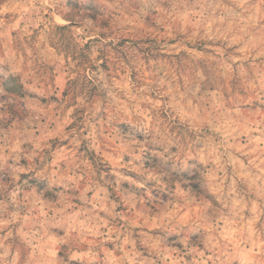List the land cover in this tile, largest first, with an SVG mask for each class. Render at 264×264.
Here are the masks:
<instances>
[{
    "label": "clouds",
    "instance_id": "obj_1",
    "mask_svg": "<svg viewBox=\"0 0 264 264\" xmlns=\"http://www.w3.org/2000/svg\"><path fill=\"white\" fill-rule=\"evenodd\" d=\"M0 264H264V0H0Z\"/></svg>",
    "mask_w": 264,
    "mask_h": 264
}]
</instances>
